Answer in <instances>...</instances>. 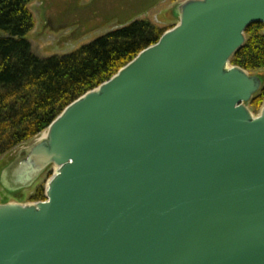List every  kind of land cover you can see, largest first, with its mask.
Listing matches in <instances>:
<instances>
[{
  "label": "water",
  "instance_id": "water-1",
  "mask_svg": "<svg viewBox=\"0 0 264 264\" xmlns=\"http://www.w3.org/2000/svg\"><path fill=\"white\" fill-rule=\"evenodd\" d=\"M175 9V8H174ZM178 23L0 171V264H264V78L232 63L264 0H183Z\"/></svg>",
  "mask_w": 264,
  "mask_h": 264
},
{
  "label": "trees",
  "instance_id": "trees-1",
  "mask_svg": "<svg viewBox=\"0 0 264 264\" xmlns=\"http://www.w3.org/2000/svg\"><path fill=\"white\" fill-rule=\"evenodd\" d=\"M33 1L0 0V157L34 140L69 104L109 80L168 30L139 19L156 0H107L105 8L106 0H93L83 7L86 19L121 26L71 54L41 59L27 39L34 28L28 8ZM246 36L232 63L254 72L264 68V24L253 23ZM263 104L264 89L250 105L257 111ZM33 199L46 196L39 192Z\"/></svg>",
  "mask_w": 264,
  "mask_h": 264
},
{
  "label": "rangeland",
  "instance_id": "rangeland-1",
  "mask_svg": "<svg viewBox=\"0 0 264 264\" xmlns=\"http://www.w3.org/2000/svg\"><path fill=\"white\" fill-rule=\"evenodd\" d=\"M131 2H143L145 0H129ZM183 0H156L155 5L139 16L140 20L147 19L154 25L163 29H170L178 23L174 16L176 6ZM93 0H34L28 6L33 15L34 28L27 35L32 51L41 59H48L54 56H65L79 50L118 29L121 25L117 22L103 24L99 19H90L84 16L83 7L92 4ZM108 6L107 0L104 2ZM136 4V3H134ZM175 8V9H174ZM82 14L87 21H79L78 14ZM90 14V13H87ZM264 78V68L254 71ZM261 109L253 112L257 115ZM39 135L37 138H40ZM36 138V139H37ZM35 140V139H34ZM33 141V140H32ZM26 144V143H25ZM23 144V145H25ZM21 145V146H23ZM21 146L10 153L0 157V171L4 165L17 157ZM52 172L46 173L30 190L24 191L19 196L7 194L0 183V200L8 199L24 203L36 202L34 196L42 192L46 196V187Z\"/></svg>",
  "mask_w": 264,
  "mask_h": 264
},
{
  "label": "crops",
  "instance_id": "crops-1",
  "mask_svg": "<svg viewBox=\"0 0 264 264\" xmlns=\"http://www.w3.org/2000/svg\"><path fill=\"white\" fill-rule=\"evenodd\" d=\"M3 201H11V200H8L7 198L3 199V200H0V202H3Z\"/></svg>",
  "mask_w": 264,
  "mask_h": 264
},
{
  "label": "flooded vegetation",
  "instance_id": "flooded-vegetation-1",
  "mask_svg": "<svg viewBox=\"0 0 264 264\" xmlns=\"http://www.w3.org/2000/svg\"><path fill=\"white\" fill-rule=\"evenodd\" d=\"M49 172H51V171H49ZM49 172H47V173H49Z\"/></svg>",
  "mask_w": 264,
  "mask_h": 264
}]
</instances>
